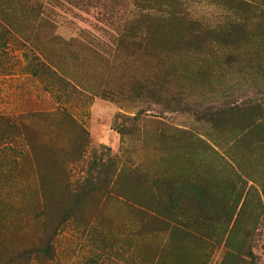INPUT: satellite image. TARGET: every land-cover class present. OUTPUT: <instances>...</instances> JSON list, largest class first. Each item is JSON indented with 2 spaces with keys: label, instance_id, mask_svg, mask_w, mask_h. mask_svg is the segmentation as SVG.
Returning a JSON list of instances; mask_svg holds the SVG:
<instances>
[{
  "label": "rangeland",
  "instance_id": "1",
  "mask_svg": "<svg viewBox=\"0 0 264 264\" xmlns=\"http://www.w3.org/2000/svg\"><path fill=\"white\" fill-rule=\"evenodd\" d=\"M0 22L25 39L0 38V264H264V0H0ZM22 51L81 90L74 123ZM162 69L165 101L131 89Z\"/></svg>",
  "mask_w": 264,
  "mask_h": 264
},
{
  "label": "trees",
  "instance_id": "2",
  "mask_svg": "<svg viewBox=\"0 0 264 264\" xmlns=\"http://www.w3.org/2000/svg\"><path fill=\"white\" fill-rule=\"evenodd\" d=\"M42 19H40L41 21ZM45 22V20L41 21L40 23ZM11 25L9 23H1L0 22V38L6 43L11 44H19L21 46L22 43H24L25 39L23 37H19L15 35L16 33L13 32V29L10 27ZM135 37V35H131ZM19 37V38H18ZM152 39L154 38V35L152 34L150 36ZM54 39H58L57 36H54ZM121 41V38H120ZM37 50V49H35ZM22 56L27 61H34V69L32 71L33 75L39 76L40 78L46 76L49 81V92L54 98L56 106L53 107L51 110L48 111H42V115L45 118H50L52 120H66L70 123H74V120L68 113V110L66 109V104H68V101H71L75 97L79 96L81 93L79 88L75 84H73L68 77L63 76L60 71L54 67L53 69H50L49 66L45 63V55L41 54L40 51H36L35 54L28 55L24 51H22ZM32 58V59H31ZM171 72H174L171 71ZM160 73V74H159ZM159 73H155L154 75L149 78V84L141 83L139 81H136L134 85L131 86V89H134L136 92H145L146 96L151 98L155 103H159L161 101H165V97H162L165 93V85L167 84L166 78V69H162V71H159ZM139 94V93H138ZM174 95V94H172ZM161 96V97H160ZM162 98V99H160ZM170 100H173V97H170ZM69 105V104H68ZM259 110V106H258ZM229 111L233 112V108H230ZM41 113V112H40ZM235 113V112H234ZM10 145V147H8ZM13 146L11 141H4L2 147L0 146V152H7L12 151L13 152ZM18 152V151H17ZM227 244V240L224 242ZM236 250V249H235ZM226 255H229V258L232 257H238L239 264H256L251 259V254H245V255H236L235 253H227Z\"/></svg>",
  "mask_w": 264,
  "mask_h": 264
}]
</instances>
